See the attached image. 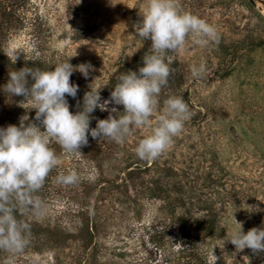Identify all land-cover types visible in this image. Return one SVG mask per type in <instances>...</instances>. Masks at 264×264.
Instances as JSON below:
<instances>
[{
    "label": "rangeland",
    "instance_id": "374dc122",
    "mask_svg": "<svg viewBox=\"0 0 264 264\" xmlns=\"http://www.w3.org/2000/svg\"><path fill=\"white\" fill-rule=\"evenodd\" d=\"M177 2L218 36V43L189 42L168 54L173 72L161 107L169 95L183 98L191 117L182 132L154 160L134 151L146 128H134L123 143L89 135L82 155L60 149L61 163L38 192L47 212L28 222L65 232L63 240L30 242L14 264H215L213 248L216 264H264V253L237 252L227 241L237 230L233 215L245 233L264 227V0ZM142 6L143 0H0V23L3 8L12 12L1 48L8 61L18 55L22 68L90 63L88 79L70 77L79 86L75 99L66 96L75 114L90 88L107 100L121 73L143 66L150 41L130 36ZM200 64L205 71L194 78L191 69ZM26 111L39 127L35 111ZM108 114L96 109L90 128ZM71 170L80 174L77 184L54 182ZM210 219L214 234L198 235V226L209 225L200 222ZM6 255L0 251V264Z\"/></svg>",
    "mask_w": 264,
    "mask_h": 264
},
{
    "label": "clouds",
    "instance_id": "9594fccd",
    "mask_svg": "<svg viewBox=\"0 0 264 264\" xmlns=\"http://www.w3.org/2000/svg\"><path fill=\"white\" fill-rule=\"evenodd\" d=\"M139 16L141 19L133 24L134 34L130 36L150 41L142 57L143 66L121 73L107 100L102 101L99 90L90 88L75 114L70 112L66 96L75 99L79 86L71 83L70 77L79 72L88 79L94 70L90 63L74 67L67 61L56 64L54 70L26 66L9 72L3 91L9 96L23 97L17 106L34 110L40 126L24 116L19 126L0 128V251L7 254L4 264H14V258L31 242V225L18 219V214L40 219L47 212V205L36 193L61 163V157L50 146L52 143L60 147L62 154L82 155L80 149L87 146L89 135L99 141L123 143L134 128H146L149 134L138 141L134 151L141 160H154L167 150L190 119L191 111L182 97L169 95L161 107L162 90L173 72L167 62L168 54L180 51L189 42L198 47L218 43L216 30L199 16L180 10L177 0H143ZM7 56L13 64L18 58L15 54ZM204 71V64L191 69L194 78ZM110 105L122 106L123 111ZM96 109L109 114L106 119H97L95 128H90L91 114ZM80 179V174L71 170L58 173L54 182L71 186ZM232 220L237 230L227 241L237 252L249 249L253 254L264 253V227H253L245 233L234 215ZM213 250L211 256L216 264Z\"/></svg>",
    "mask_w": 264,
    "mask_h": 264
},
{
    "label": "trees",
    "instance_id": "16d2710c",
    "mask_svg": "<svg viewBox=\"0 0 264 264\" xmlns=\"http://www.w3.org/2000/svg\"><path fill=\"white\" fill-rule=\"evenodd\" d=\"M17 1H23V0H17ZM2 16L4 17V21L0 23V128H6L8 125H12L16 119L25 116L29 114L28 111L24 110L21 107L17 106V102L22 97L17 96H9L3 91V86L6 85L9 79V72L10 71H19L22 67V64L19 63H10L6 59V56L4 54V51H2V42L6 38L7 34L9 33L10 28V18L12 17V12L7 10V7L3 8L1 11ZM10 17V18H8ZM20 21V19H19ZM29 67V66H27ZM31 84V79L29 78V85ZM97 119H100V117H97ZM96 119V120H97ZM102 119V116H101ZM52 148L55 149L56 154L60 152V147L56 145L55 143H52L50 145ZM52 176V173L49 174L47 178H50ZM46 178V179H47ZM46 181V180H45ZM38 195V193H36ZM31 215L27 216H20L18 214V219H24L27 223L31 219ZM34 218H32L33 220ZM200 223H203V225H209L203 226L200 225L197 227L198 235H209L214 234L215 229L217 228V225L214 220L210 219L208 221H202ZM31 225V242L32 246L35 244H39L41 242H44L45 240H51L55 243L61 242L63 239V236L65 232H57L54 229L49 228H43L41 226H38L35 223H29ZM97 245V243H96ZM93 258L95 259L98 255L97 248H94V252H92Z\"/></svg>",
    "mask_w": 264,
    "mask_h": 264
}]
</instances>
